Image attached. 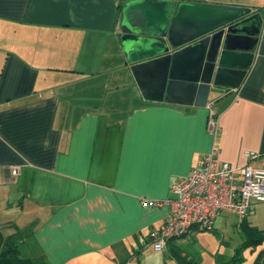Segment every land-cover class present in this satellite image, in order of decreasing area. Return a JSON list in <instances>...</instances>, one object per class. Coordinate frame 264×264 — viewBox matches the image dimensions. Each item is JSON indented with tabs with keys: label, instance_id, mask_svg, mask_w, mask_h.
I'll list each match as a JSON object with an SVG mask.
<instances>
[{
	"label": "crops",
	"instance_id": "crops-1",
	"mask_svg": "<svg viewBox=\"0 0 264 264\" xmlns=\"http://www.w3.org/2000/svg\"><path fill=\"white\" fill-rule=\"evenodd\" d=\"M125 1L0 0V233L19 230L18 248L45 264H175L174 240L158 255L150 249L168 209L140 200L170 198V184L212 146L229 166H243L242 151H251L257 157L246 163L264 167V0H173L257 15L241 84L219 90L204 108L142 100L118 40ZM117 59L129 72L121 86H114ZM127 94L132 106L123 113L114 105ZM242 222L264 230V203L242 220L220 212L210 232L233 227L239 247ZM262 249L264 241L244 249L245 264Z\"/></svg>",
	"mask_w": 264,
	"mask_h": 264
},
{
	"label": "water",
	"instance_id": "water-1",
	"mask_svg": "<svg viewBox=\"0 0 264 264\" xmlns=\"http://www.w3.org/2000/svg\"><path fill=\"white\" fill-rule=\"evenodd\" d=\"M258 33L246 7L126 0L118 40L143 101L204 108L239 87Z\"/></svg>",
	"mask_w": 264,
	"mask_h": 264
},
{
	"label": "built area",
	"instance_id": "built-area-1",
	"mask_svg": "<svg viewBox=\"0 0 264 264\" xmlns=\"http://www.w3.org/2000/svg\"><path fill=\"white\" fill-rule=\"evenodd\" d=\"M206 129L213 137L217 133V121L211 111ZM241 156L243 166H229L218 159L212 146L185 176L170 184V198L140 200L144 207L168 209L164 223L149 235L153 251H164L170 240L183 238L191 230L210 231L214 218L222 211H232L242 220L253 204L264 203V167L246 163L257 157L254 152L242 151Z\"/></svg>",
	"mask_w": 264,
	"mask_h": 264
},
{
	"label": "rangeland",
	"instance_id": "rangeland-1",
	"mask_svg": "<svg viewBox=\"0 0 264 264\" xmlns=\"http://www.w3.org/2000/svg\"><path fill=\"white\" fill-rule=\"evenodd\" d=\"M116 57L118 58V56ZM117 62L118 59L116 63ZM127 71H128L127 69L123 68L121 65L117 63V66L114 68L113 72H116L121 78L115 80L114 86H121L122 84L125 83L124 78L126 77V74L129 73ZM126 90L127 89L121 90L118 93L117 97H119V94L122 91L125 93ZM129 94H131V91H129ZM120 100L116 99L114 107H116L117 109H122L123 113H125L132 106V102L128 100V94L123 98H120ZM220 231L221 229L220 230L218 229V232L215 233L206 230L194 231L193 233H191V235H188L186 237L173 239L174 240L173 245L181 249L184 253L190 254L193 258H195V260L199 259L200 261H202V264H211V261L213 264H216V262L217 264H220L221 261H223L221 260L222 259L221 255L222 254L224 255V252L229 248L232 249L236 248L239 243V236H240L233 227H226V229L223 228L222 232L225 233L224 236L221 235ZM150 249L152 250L151 245H150ZM21 250L22 248H18L19 258L31 259L28 253L23 254ZM249 250L250 249H247L246 252H248ZM152 253L158 255L161 252L152 250ZM164 258L167 259L166 256H164ZM242 258L243 261H241L239 264H245L247 262V260H244L243 256ZM171 263L172 261H170L169 263L167 262V264H171Z\"/></svg>",
	"mask_w": 264,
	"mask_h": 264
},
{
	"label": "trees",
	"instance_id": "trees-1",
	"mask_svg": "<svg viewBox=\"0 0 264 264\" xmlns=\"http://www.w3.org/2000/svg\"><path fill=\"white\" fill-rule=\"evenodd\" d=\"M121 6L118 8L120 16ZM240 229L243 236V242L237 247L232 256L223 264H239L242 261L241 253L244 249H252L264 241V230H257L249 227L246 223L240 224ZM21 239L19 230L8 236H3L0 233V264H45L41 257L23 259L18 257V243ZM175 264H195V262L182 254L177 248L169 252ZM251 264H264V249L260 250Z\"/></svg>",
	"mask_w": 264,
	"mask_h": 264
}]
</instances>
